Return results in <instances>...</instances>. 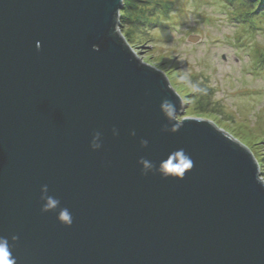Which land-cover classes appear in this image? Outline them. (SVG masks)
Instances as JSON below:
<instances>
[{"label": "water", "instance_id": "obj_1", "mask_svg": "<svg viewBox=\"0 0 264 264\" xmlns=\"http://www.w3.org/2000/svg\"><path fill=\"white\" fill-rule=\"evenodd\" d=\"M121 9L122 0H0V238L9 258L264 264L254 156L212 121L178 118L181 97L121 34ZM42 195L59 204L42 210Z\"/></svg>", "mask_w": 264, "mask_h": 264}, {"label": "rangeland", "instance_id": "obj_2", "mask_svg": "<svg viewBox=\"0 0 264 264\" xmlns=\"http://www.w3.org/2000/svg\"><path fill=\"white\" fill-rule=\"evenodd\" d=\"M133 2L144 15L132 39L123 22L125 39L179 94L178 118L212 121L251 151L264 180V13L239 0Z\"/></svg>", "mask_w": 264, "mask_h": 264}, {"label": "clouds", "instance_id": "obj_3", "mask_svg": "<svg viewBox=\"0 0 264 264\" xmlns=\"http://www.w3.org/2000/svg\"><path fill=\"white\" fill-rule=\"evenodd\" d=\"M122 34V33H121ZM175 106L171 105L170 103L168 104V108H167V115L169 117H173L175 114ZM114 134H116V130H113ZM100 140V133L96 132L93 135V140L91 142V147L95 150L98 149L101 145L99 143ZM144 145L147 144V141H143L142 142ZM143 168L144 169H148L151 167L150 162L148 161H141ZM186 167H190V161L189 163L186 165ZM47 186L43 185L41 187V192L43 193L44 191H46ZM41 199L46 201V203L43 206L42 210H48L50 207H55L59 204V201L53 200L51 197H46V196H41ZM59 219L64 222L66 225H70L72 222V217H71V213L68 211V209H63L60 213H59ZM10 257V250H9V246H8V242L7 240L0 238V264H15V260L13 258H9Z\"/></svg>", "mask_w": 264, "mask_h": 264}, {"label": "trees", "instance_id": "obj_4", "mask_svg": "<svg viewBox=\"0 0 264 264\" xmlns=\"http://www.w3.org/2000/svg\"><path fill=\"white\" fill-rule=\"evenodd\" d=\"M128 2V5L123 6V9L120 11V29H121V33L124 36V38L127 37L126 34H124L123 30H122V24L123 22L126 23V27L128 28V36L130 37V39H132V31L131 28L135 27L136 29L141 25L139 23V21H141L142 16L144 15L142 13V15H140L141 11H139V8L137 7L136 4H134L133 0H131V5L129 4L130 0H126ZM153 0H146L147 3H152ZM156 1V0H154ZM236 1V0H235ZM242 4L245 5V10L246 11H254L256 9L259 8V12L262 11L261 13H264V0H239ZM165 6L164 4H158V7L161 8ZM141 10V9H140ZM128 11L129 15H124V13ZM140 13V14H139ZM133 15V16H132ZM124 17H128V19H124ZM131 18V19H130ZM123 20V21H122ZM161 21H165V20H161ZM140 24V25H139Z\"/></svg>", "mask_w": 264, "mask_h": 264}]
</instances>
